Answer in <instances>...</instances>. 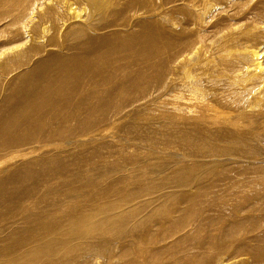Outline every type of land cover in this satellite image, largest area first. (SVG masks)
Masks as SVG:
<instances>
[{"label": "bare ground", "instance_id": "obj_1", "mask_svg": "<svg viewBox=\"0 0 264 264\" xmlns=\"http://www.w3.org/2000/svg\"><path fill=\"white\" fill-rule=\"evenodd\" d=\"M243 1L245 0H182V30L177 29L180 35L172 40L166 30L170 12L166 10L164 2L0 0V6H4L0 16L4 20L0 24V31L9 28L21 35L30 30L35 37L34 40H29L34 44L30 48L9 51L26 41H18L20 43L15 46L3 48L4 55L0 59V95L5 91L2 101L15 106L6 115L7 127L18 125V122L36 125L41 117L44 120L58 116L61 123L67 124V121L82 113L79 122L82 125L85 123V129H81V133L75 130L74 135L95 133L104 124L123 120L124 109L134 104L131 98L125 97L126 102L123 100L122 104L112 105L111 98L114 95H108L112 92L108 90V84L114 78L120 77L125 87L139 83L144 86L151 84V88L158 90L165 89L172 62L182 57V114L187 109V112L193 113L190 120L217 124V135L244 144L254 138V131L258 128L255 121L245 117L251 108L264 106V68L258 60V52L250 50L251 45H248V42L254 41V34L245 33L249 25L245 22H260L258 18L263 9H254L236 20L229 14L236 6L239 8L238 5ZM80 10L84 14H80ZM130 12L139 16L145 14L146 17L136 21L131 28L122 18ZM34 14L41 20L39 23L34 21ZM118 17L123 20L118 22ZM47 23L53 29L47 36L48 40L57 39L54 45L65 42L62 53L59 55L57 52H50L34 61V67L41 68L43 82L23 80L17 85L10 82V73L20 70L22 66H29L30 52H34L36 56L44 52L45 45L39 43V39L46 36ZM96 30H110V33L104 35V32H97L93 35ZM60 36L66 41H62ZM108 37H113V40L107 39ZM9 64L14 67L8 69ZM129 73H132L130 77ZM18 92H21L19 101L14 97ZM148 93L146 90L145 94ZM78 95L81 97L78 98ZM46 105L50 106L47 109L49 112L37 117L36 109ZM71 107L76 108L78 114L72 110L63 113ZM24 110L30 111L28 116L24 114ZM43 120L41 121L44 122ZM67 129L66 125L64 131ZM33 135L25 132L23 138ZM152 177L154 175L148 176V172H142L132 180L119 179L116 181L117 187L110 186L93 193V201L100 200L99 203L82 214L75 212L56 218L51 213L41 216L33 210L30 217L39 226L37 234L43 235V239L16 254L6 252L5 244L1 243L0 264H40L43 260H48V264L57 261L62 264H94L100 257L105 264H164L161 259L167 246L160 247L157 243L166 239V230L170 225L166 220L159 223L160 240L148 237L153 226L150 220L156 219L161 207L143 219L141 224L133 222L128 228H115L118 222L134 219L139 213L140 207L136 208L133 202L140 197L141 189H131L130 185ZM169 181L175 187H181L183 182L179 177L168 179ZM149 189V185H146L145 190ZM109 193L117 195L115 200L102 201ZM248 194L244 197L250 196ZM195 197L198 198V207L232 200L230 197L225 199L204 191L198 192ZM176 212L179 215L170 222L174 226L180 224L182 207L177 208ZM0 214L3 212L0 211ZM219 216L217 222L214 219L201 221V230L210 228L214 236L219 234L224 227L219 225V222L224 221V216ZM255 222L263 224L264 214L255 218ZM240 225L228 227L229 236L243 233V224ZM7 226L2 229H9ZM138 229L144 232L142 238L135 235ZM97 234H102L104 241L94 242L91 239ZM85 241L89 242L84 244ZM107 242L109 244L104 245ZM146 244L155 246L156 251L151 252ZM133 250L135 255H128ZM117 257L120 260L113 262Z\"/></svg>", "mask_w": 264, "mask_h": 264}, {"label": "rangeland", "instance_id": "obj_2", "mask_svg": "<svg viewBox=\"0 0 264 264\" xmlns=\"http://www.w3.org/2000/svg\"><path fill=\"white\" fill-rule=\"evenodd\" d=\"M155 1L166 4V10L170 12L166 30L171 39H176L180 35L178 30H182V0ZM238 6L229 12L234 20L254 9H263L258 18L260 22L245 20V24H249L245 33L254 34V41L248 42V45H251L250 50L258 52V60L264 68V0H245ZM3 10L4 6H0V16ZM79 13L84 14V11L80 10ZM33 17L35 22L41 21L36 14ZM144 17L145 14L139 16L130 12L122 18L131 27ZM122 18L118 17L117 21L120 22ZM3 21L0 19L1 25ZM46 25V36L39 39V43L45 45L44 52L37 56L30 52L29 66H22L20 70L10 73V82L16 85L23 80L43 82L44 75L40 72L41 68L34 67V61L50 52L62 53L65 42L54 45L57 39L48 40L47 36L53 29L50 23ZM97 32L106 35L110 30H96L93 35ZM33 33L29 30L17 35L13 29L1 30L0 59L4 55V47L23 41L26 42L9 51L34 46L29 41L35 39ZM59 38L66 41L64 37ZM107 39L113 40V37ZM12 65L9 64L8 69H12ZM169 72L167 87L160 90L151 88V79L149 86L136 83L125 87L120 77L114 78L108 84V90L113 93L108 95H114L112 105L122 104L121 101L126 102L128 97L134 104L124 109L123 120L104 124L89 135H74L75 130L81 133L85 129V123L82 125L79 122L82 113L67 121V124L61 123L58 116L49 120L41 117L44 122L40 120L36 125L18 122V125L7 127L6 115L15 106L2 101L5 91L2 92L0 211L3 214H0V244H5L6 252L20 253L26 246L43 239V235L37 234L39 226L30 217L33 210L41 216L51 213L56 218L75 212L82 214L99 203L100 200L93 201V193L110 186L117 187L116 181L119 179L132 180L137 174L148 172V176L154 177L134 182L129 187L141 189L140 197L133 202L136 208L140 207L139 213L134 219L118 222L115 228H128L133 222L141 224L143 219L161 207L156 219L150 220L153 226L148 237L160 240L159 223L166 220L170 225L166 230V239L157 243L160 247L167 246L161 259L164 264H264V223L255 222V218L264 214V106L251 108L245 117L258 125L254 138L244 144L222 138L216 134L219 129L217 124L192 121L193 113L187 112V109L182 114V57L172 62ZM128 75L130 77L132 73ZM146 90L148 94H145ZM14 97L19 101L21 92ZM49 107L37 108V117L48 113ZM73 107L63 113L72 110L78 114ZM27 113L30 111L24 110V114ZM66 125L67 132L64 131ZM25 132L34 135L23 138ZM176 177L182 178L181 187L168 182V179ZM146 185L150 187L147 191ZM203 191L232 200L198 207L195 195ZM246 193L250 196L244 197ZM116 197L109 193L102 201L115 200ZM181 207L180 224L171 225L172 219L179 215L177 208ZM219 215L224 216V221L219 222L224 226L219 234L214 236L210 228L201 230V221L214 219L217 222ZM208 223L210 226L211 223ZM240 224H243V233L229 236L228 227H239ZM6 226L9 229L3 230ZM143 234L141 229L135 231L139 238ZM102 236L97 234L91 239L94 242L104 241ZM146 245L151 252L156 251L155 246ZM128 255L134 256V250ZM66 257L69 258V255ZM116 260L120 259L117 257L113 262ZM48 263V260H43L40 264ZM54 264L62 263L57 261ZM94 264H105L104 259L100 257Z\"/></svg>", "mask_w": 264, "mask_h": 264}]
</instances>
